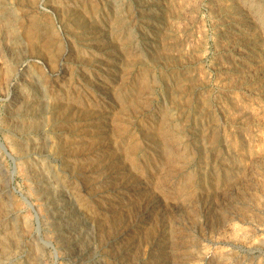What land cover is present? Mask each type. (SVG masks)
<instances>
[{
  "label": "rangeland",
  "instance_id": "1",
  "mask_svg": "<svg viewBox=\"0 0 264 264\" xmlns=\"http://www.w3.org/2000/svg\"><path fill=\"white\" fill-rule=\"evenodd\" d=\"M263 13L0 0V264H264Z\"/></svg>",
  "mask_w": 264,
  "mask_h": 264
},
{
  "label": "bare ground",
  "instance_id": "2",
  "mask_svg": "<svg viewBox=\"0 0 264 264\" xmlns=\"http://www.w3.org/2000/svg\"><path fill=\"white\" fill-rule=\"evenodd\" d=\"M127 1H128V0H127ZM130 1H132V0H130ZM170 1H171V0H170ZM174 1H175V0H174ZM176 1H177V0H176ZM125 2H126V1H125ZM246 2H247V1H246ZM152 3H153V2H152ZM163 3H164V2H163ZM243 3H244V2H243ZM131 4H132V3H131ZM131 4H130V5H131ZM145 4H147V2H146ZM247 4H248V3H247ZM140 5H141V4H140ZM147 5H148V4H147ZM152 5H153V4H152ZM244 5H245V4H244ZM125 6H126V5H125ZM144 6H145V5H144ZM155 6H156V5H155ZM133 7H134V6H133ZM185 7H186V6H185ZM185 7H184V8H185ZM131 8H132V7H131ZM137 8H138V7H137ZM149 8H150V7H149ZM186 8H187V7H186ZM254 8H255V7H254ZM121 9H122V8H121ZM127 9H128V8H127ZM249 9H250V8H249ZM232 10H233V9H232ZM184 11H185V10H184ZM261 11H262V10H261ZM121 12H122V11H121ZM136 12H137V11H136ZM160 12H161V11H160ZM123 13H124V12H123ZM137 13H138V12H137ZM163 13H164V12H163ZM165 13H166V12H165ZM254 13H255V12H254ZM120 14H121V13H120ZM124 14H125V13H124ZM255 14H256V13H255ZM255 14H254V15H255ZM148 15H151V14H148ZM153 15H154V14H153ZM162 15H163V14H162ZM185 15H186V14H185ZM263 15H264V13H263ZM128 16H129V15H128ZM142 16H143V15H142ZM142 16H141V17H142ZM163 16H164V15H163ZM252 16H253V15H252ZM256 16H257V15H256ZM258 16H259V15H258ZM120 17H121V16H120ZM141 17H140V18H141ZM152 17H153V16H152ZM152 17H149V19H150V18L152 19ZM261 17H262V16H261ZM155 18H156V17H155ZM157 18H159V17H157ZM258 18H259V17H258ZM135 19H136V18H135ZM163 19H164V18H163ZM118 20H119V19H118ZM131 20H132V19H131ZM137 20H138V19H137ZM140 20H141V19H140ZM152 20H153V19H152ZM159 20H160V19H159ZM119 21H120V20H119ZM128 21H129V20H128ZM154 21H155V20H154ZM156 21H157V20H156ZM262 22H263V21H262ZM126 24H127V23H126ZM131 24H132V23H131ZM158 24H159V23H158ZM132 26H133V24H132ZM163 26H164V25H163ZM140 27H141V26H140ZM155 27H156V26H155ZM133 28H134V27H133ZM137 29H138V28H137ZM158 30H159V29H158ZM125 31H126V30H125ZM156 31H157V30H156ZM132 33H133V32H132ZM151 34H152V33H151ZM122 35H123V34H122ZM155 35H156V34H155ZM183 35H184V34H183ZM142 36H143V35H142ZM144 36H145V35H144ZM151 36H152V35H151ZM153 36H154V35H153ZM184 37H185V36H184ZM124 38H125V37H124ZM135 38H136V37H135ZM158 38H159V36H158ZM141 40H142V39H141ZM145 40H146V39H145ZM146 41H148V40H146ZM136 42H137V41H136ZM151 42H152V41H151ZM154 42H155V41H154ZM142 43H143V42H142ZM156 43H157V42H156ZM187 44H188V43H187ZM129 46H130V45H129ZM144 46H145V45H144ZM146 48H147V47H146ZM148 49H149V48H148ZM136 50H137V49H136ZM136 50H135V51H136ZM143 51H144V49H143ZM142 54H143V53H142ZM149 56H150V55H149ZM149 56H148V57H149Z\"/></svg>",
  "mask_w": 264,
  "mask_h": 264
}]
</instances>
